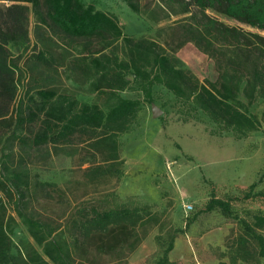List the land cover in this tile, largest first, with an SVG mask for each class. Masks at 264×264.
<instances>
[{"label":"trees","instance_id":"16d2710c","mask_svg":"<svg viewBox=\"0 0 264 264\" xmlns=\"http://www.w3.org/2000/svg\"><path fill=\"white\" fill-rule=\"evenodd\" d=\"M4 1L13 3H0V264H83L78 261L88 256L89 247L109 256L137 249L141 242L137 229L156 220L149 206L101 209L83 202L68 229L51 227L20 209L32 191V181L27 164L21 158L15 159L16 150L26 147H51L55 154L73 155L72 148L80 141L87 146V154L102 161L87 169L89 178L112 174L119 180L124 164L119 139L131 131L143 104L138 99L124 98L122 92H140L144 102L153 103L154 87L162 86L179 103L202 111L238 139L264 126V110L258 118L239 106L241 96L248 104L257 99L264 102V37L227 26L207 13L217 12L264 32V0H159L166 17L186 15L179 22L180 42L171 48L150 38L127 35L116 16L99 10L93 2ZM124 1L134 13H141L138 0ZM149 15L158 20L154 12ZM31 16L35 19L37 44L43 46L37 62L49 68L55 66L49 41L63 45L73 54L68 64L70 72L88 84L95 102L82 103L73 95L46 86L17 99L19 66L11 48L30 43ZM187 43L214 61L216 81L200 80L177 56ZM15 104L13 123L10 116ZM263 181L264 173L258 183ZM258 183L249 187L245 200L264 201V191L255 192ZM43 185L59 191L57 185ZM3 194L17 197V213L38 249L30 244L14 254L12 234L16 222L8 216ZM215 210L233 216L232 202L213 192L205 211ZM244 223L246 237L239 256L246 261L254 258L247 249L254 239L264 258V236L258 234L264 231V215L256 213L253 222ZM176 235L171 236L156 264H173L169 254Z\"/></svg>","mask_w":264,"mask_h":264},{"label":"rangeland","instance_id":"374dc122","mask_svg":"<svg viewBox=\"0 0 264 264\" xmlns=\"http://www.w3.org/2000/svg\"><path fill=\"white\" fill-rule=\"evenodd\" d=\"M83 1L93 2L99 10L116 16L127 35L150 38L168 48L180 42L179 22L186 15L166 17L159 0H138L140 14L134 13L124 0ZM0 3L13 2L0 0ZM151 11L158 20L151 19ZM207 13L227 26L264 37V32L220 13ZM34 30L35 19L31 16L30 43L19 49L11 48L19 66L17 99L20 101L27 92L33 94L40 86H46L73 95L82 103L95 102L88 84L70 72L68 64L73 54L63 45L49 41L50 55L57 61L55 66L49 68L37 62L43 46L37 44ZM177 56L200 80L216 81L214 61L194 44L187 43ZM153 94V103H146L140 92L121 93L124 98L138 99L143 104L131 131L119 139L124 161L119 180L112 174L91 180L87 169L101 165L102 161L87 154V146L80 141L74 144L73 155L55 154L51 147L16 150L15 159L21 158L27 164L32 181V191L20 209L51 227L68 229L83 202L101 209L150 207L156 220L137 229L141 242L135 251L125 249L109 256L89 247L88 256L78 261L83 264H156L175 233L174 249L169 254L173 264H264L259 242L254 239L247 245L254 258L246 261L239 256L246 237L244 222H253L256 213L264 215V201L244 199L249 187L258 183L264 173V126L238 139L233 132L219 128L202 111L179 103L162 86L154 87ZM239 106L258 118L264 110L262 99L248 104L241 96ZM154 107L162 112L157 118ZM16 108L17 104L10 116L13 123ZM43 184L57 185L59 191ZM260 191H264V181L255 189ZM213 192L218 198L232 202L233 216L228 217L220 210L205 211ZM3 197L8 216L16 222L12 234L14 254L18 255L30 244L38 249L17 213V197L4 194ZM188 206H192V211H187ZM258 234L264 236V231Z\"/></svg>","mask_w":264,"mask_h":264},{"label":"water","instance_id":"95a60500","mask_svg":"<svg viewBox=\"0 0 264 264\" xmlns=\"http://www.w3.org/2000/svg\"><path fill=\"white\" fill-rule=\"evenodd\" d=\"M153 114H154V117L157 118L158 116H160L162 114V112L157 107H154L153 108Z\"/></svg>","mask_w":264,"mask_h":264},{"label":"built area","instance_id":"2783aa9c","mask_svg":"<svg viewBox=\"0 0 264 264\" xmlns=\"http://www.w3.org/2000/svg\"><path fill=\"white\" fill-rule=\"evenodd\" d=\"M192 209H193L192 206L187 207V211H192Z\"/></svg>","mask_w":264,"mask_h":264}]
</instances>
